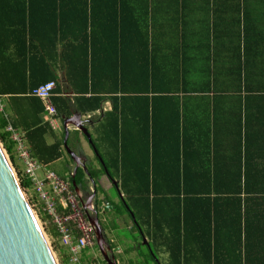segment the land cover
Masks as SVG:
<instances>
[{
    "label": "crops",
    "instance_id": "0c3cea01",
    "mask_svg": "<svg viewBox=\"0 0 264 264\" xmlns=\"http://www.w3.org/2000/svg\"><path fill=\"white\" fill-rule=\"evenodd\" d=\"M86 66L98 94L133 91L139 78L144 87L154 78L158 93H183L180 101H151L159 136L171 123L168 110L180 107L186 135L182 146L174 145L175 157L185 147L189 170H202L206 151L208 183L248 189L243 200L253 199L251 221L264 222V0H0V133L20 171L26 170L21 146L33 159L32 145L45 155L62 154L49 164L35 159L43 168L72 160L65 141L55 147L66 140L64 118L82 115L93 133L113 112L112 95L98 112L80 111L86 104L79 109L70 78L85 89ZM52 82L53 102L62 111L56 129L32 96ZM129 104L121 100L117 107ZM40 129L48 130L46 147L39 135L30 144L28 134ZM69 130L70 150L94 156L85 136L79 143L76 128ZM75 167L72 161L70 172ZM261 225L251 232L253 251L262 244Z\"/></svg>",
    "mask_w": 264,
    "mask_h": 264
},
{
    "label": "trees",
    "instance_id": "16d2710c",
    "mask_svg": "<svg viewBox=\"0 0 264 264\" xmlns=\"http://www.w3.org/2000/svg\"><path fill=\"white\" fill-rule=\"evenodd\" d=\"M39 48L44 49V46L41 45ZM140 48L139 53L142 56L144 46L141 45ZM106 49L109 47L107 46ZM108 52L106 50V53ZM27 57L28 54L25 59ZM42 60L45 61V58ZM83 79L87 86L85 89H80L79 84L71 78L70 83L78 97L79 109L82 103L86 104L84 111L80 109L84 114L101 110L102 103L107 102L106 95L115 98L112 100L113 112L106 113L103 122L91 133L93 146L103 159L104 165L94 155L87 165L88 175L84 169H79L76 186L85 188L87 179L92 180L99 193L105 195V199L96 202L98 208H102L104 202L109 201L110 206H114L120 215L129 216L134 225L136 223L133 215H135L141 230L149 240L150 257L154 264H161L162 255L167 257V264H254L251 263L252 257H256L255 264H264V222L251 221L249 204L253 199L243 200L248 194V189L240 186L220 188L215 187L213 182L209 184L205 150L202 170H189L185 147L181 150L182 156H179L180 150H178L175 157L173 147L175 144L179 146L180 143L182 146L186 135L185 118L183 117L182 120L180 107L178 109L172 107L168 110L167 117L171 123L164 127V132L160 136L157 132L156 110L154 107L151 109V101L160 99L176 102L181 100L183 93L174 91L158 93L152 89L154 78H149L150 83L147 87L143 86L142 78H139L136 83L137 88L133 91L120 88L114 93L111 92L112 94H104L106 91L98 94L94 91L96 89L92 68L89 69L88 66L85 68ZM118 81L123 84L124 76H118ZM1 95L3 94L0 93ZM202 95L206 98L207 93ZM33 100L41 105L44 112L42 102L36 98ZM121 100L132 102L134 105L129 104V107L124 105L119 109L117 102ZM93 102L95 104H92ZM60 113L62 111H59ZM174 121H176V129L173 127ZM87 128H90L89 125ZM173 131L177 134L175 135ZM47 134V129L29 133L30 144L39 135L42 144L46 147ZM80 135L79 131L74 133L79 143H81ZM159 137H161L160 143L166 146L162 158L157 155ZM0 140L3 144L6 142L1 133ZM64 141L65 138L55 144L56 149L59 150ZM68 143L71 144L70 139ZM4 148L15 164L11 154L12 149L6 144ZM32 150L33 157L46 164L62 157L60 153L56 156L45 155L36 148V145H32ZM94 162L99 168L95 167ZM70 173L73 174L72 171ZM108 176L118 181L119 188L125 194L126 205L120 204L122 208L114 204L104 189L98 186V181ZM71 181L73 182V178ZM21 184L24 190L34 188L31 179L27 177L21 181ZM47 220L52 222L49 216ZM258 224L263 226L260 234L262 244L254 247L256 251L259 250L256 252L251 246L253 240L251 232ZM50 233L59 241L60 235L55 226ZM243 234L246 235L245 252ZM66 257L62 259L63 264H70V257Z\"/></svg>",
    "mask_w": 264,
    "mask_h": 264
},
{
    "label": "water",
    "instance_id": "95a60500",
    "mask_svg": "<svg viewBox=\"0 0 264 264\" xmlns=\"http://www.w3.org/2000/svg\"><path fill=\"white\" fill-rule=\"evenodd\" d=\"M66 128L65 145L72 161L75 163L74 173L71 174V179L80 169H84L86 174L87 165L91 161V157L87 156L83 151V155H78L71 151L68 146L70 137V126L75 127L77 131L85 136L88 144L92 147L94 155L101 160L97 150L93 146L91 133L87 128L89 120L84 119L82 115H77L72 119L64 118ZM107 171V170H106ZM113 184L118 186V182L113 180ZM75 191L82 201V205L86 212L87 219L90 225L95 230L96 246L101 252V255L106 264H119L115 258L116 251L110 249V243L107 241L105 232L99 220L97 205L95 202V210H93L92 201L95 195L91 196L87 201L83 200L80 189L73 184ZM118 193L124 200L120 188ZM126 205V204H125ZM115 210L110 206L109 201L104 202V214ZM134 231L141 233L145 239V245L150 247L149 240L141 230L136 216ZM0 264H58L56 257L48 243L40 223L32 210L30 202L22 187L21 180L15 170L14 164L9 156L6 148H4L0 140Z\"/></svg>",
    "mask_w": 264,
    "mask_h": 264
},
{
    "label": "built area",
    "instance_id": "2783aa9c",
    "mask_svg": "<svg viewBox=\"0 0 264 264\" xmlns=\"http://www.w3.org/2000/svg\"><path fill=\"white\" fill-rule=\"evenodd\" d=\"M57 84H46L32 94L42 102L50 124L57 128L59 111L53 102ZM21 159L25 163V176L31 179L43 200L45 211L53 226L59 232V241L69 251L71 264H84L83 259L89 250L96 247L95 230L90 225L82 201L73 188L71 181L59 178L55 173H47L44 179L39 177L42 166L21 146Z\"/></svg>",
    "mask_w": 264,
    "mask_h": 264
},
{
    "label": "rangeland",
    "instance_id": "374dc122",
    "mask_svg": "<svg viewBox=\"0 0 264 264\" xmlns=\"http://www.w3.org/2000/svg\"><path fill=\"white\" fill-rule=\"evenodd\" d=\"M90 157L91 159L93 158L92 155ZM71 163L72 160L68 157L67 161L62 160L50 167H42V170H40L38 173L39 177L41 179H44L47 173H55L61 179L70 180ZM94 164L96 168L99 166L98 164H96V162H94ZM14 167L20 180L22 181L23 179H25V172L20 171L15 166V164ZM99 186L104 189V191L109 195L111 201L114 202V204L118 205L119 208H122L119 202V191H116V188H113V185L108 177H103L101 181H99ZM120 190L126 202L125 194L123 193L121 188ZM24 191L30 202L32 210L35 213L44 234L46 235L48 243L56 257L58 264H63L62 259L67 258L66 256H69L70 253L67 249H64L62 247L60 241H58L51 235L50 232L53 230L54 226L52 222H49L47 220L48 215L45 211L46 205L40 198L38 189L36 191L35 188H31ZM105 221L106 223H104L103 229L107 241L112 244L113 247L116 248V250L120 249L122 251V254L118 255L117 257V261L119 264H154L150 257L151 251L149 247L145 245V239L143 235L134 231L135 225L133 220H131L129 216H127L126 214L120 215V213L115 209L106 214ZM160 262L161 264H167V257L162 255ZM84 264H106L97 246L93 250H89L86 253Z\"/></svg>",
    "mask_w": 264,
    "mask_h": 264
},
{
    "label": "flooded vegetation",
    "instance_id": "af4514ba",
    "mask_svg": "<svg viewBox=\"0 0 264 264\" xmlns=\"http://www.w3.org/2000/svg\"><path fill=\"white\" fill-rule=\"evenodd\" d=\"M78 171L75 173V176L73 178V182H72L73 184L74 183L77 184V173H78ZM86 175H88V174H86ZM108 179L111 181L113 188L114 189L116 188V191H117L119 186H116L115 184H113V180L110 179L109 176H108ZM84 185H85V188H83V186L78 187L82 193L83 200H85V202H86L87 199H89L92 195L93 196L95 195V197H94L95 199H93V201H92V205L94 206L93 210H95V206H96L95 202H97L99 199H105V195H102L101 193H99V191L97 190V186L93 183L92 180L87 179V181ZM98 186H99V184H98ZM118 195H119V193H118ZM119 197H120V195H119ZM119 200H120L119 201L120 204H123V205L126 204L125 200H122L121 197ZM96 208L98 211L99 220H101L102 226L104 227V223H106V221H105L106 220V214H104V205L102 208L101 207H99V208L96 207ZM109 246H110V249L112 251H116V248H114L112 244H110ZM117 257H118V254L115 255L116 260H117Z\"/></svg>",
    "mask_w": 264,
    "mask_h": 264
}]
</instances>
